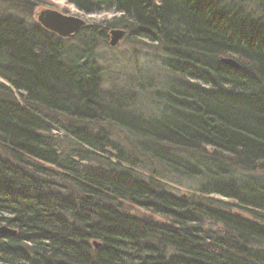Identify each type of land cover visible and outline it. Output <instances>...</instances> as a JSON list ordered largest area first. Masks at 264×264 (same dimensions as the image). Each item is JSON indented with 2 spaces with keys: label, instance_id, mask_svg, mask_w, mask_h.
<instances>
[{
  "label": "trees",
  "instance_id": "obj_1",
  "mask_svg": "<svg viewBox=\"0 0 264 264\" xmlns=\"http://www.w3.org/2000/svg\"><path fill=\"white\" fill-rule=\"evenodd\" d=\"M64 1L118 16L74 48L0 18V264H264V0ZM113 30L160 52L131 93Z\"/></svg>",
  "mask_w": 264,
  "mask_h": 264
},
{
  "label": "rangeland",
  "instance_id": "obj_2",
  "mask_svg": "<svg viewBox=\"0 0 264 264\" xmlns=\"http://www.w3.org/2000/svg\"><path fill=\"white\" fill-rule=\"evenodd\" d=\"M31 4L34 7L31 6ZM43 10L56 11L66 16L79 18L85 22V27L83 29L93 26H99L98 28H100V26H104L106 21L118 16L117 14L105 12L98 14H86L77 10L73 5L66 3L64 0H27V2L19 0H0V18L9 16L16 20L21 19L29 28L33 26H40L37 23L36 17L37 14ZM40 28L42 27L40 26ZM55 37L56 39L59 38L56 35ZM80 37H83V34H81ZM110 37L109 31L106 41L104 43L97 41L98 44L94 46L92 52V56L96 64V70L100 74L101 78V89L109 92H116L117 90H120L121 93H123V90H126L124 92L128 91V93H131V90H129L130 85L128 80L133 72L138 70L141 71V59H157L160 52L148 41H142V43L135 44L132 43L128 40L125 33L123 37L117 42V44L114 47H111L109 45ZM61 40L66 42L65 46L67 45V47H73L75 45L74 39H69L70 41L67 39ZM152 71V73L156 74V81L161 82L166 79L163 74L156 72L157 70ZM134 90L135 89L133 87L132 91ZM170 187L173 189L172 192L175 194H185L187 192L186 188H181L174 185H171ZM212 198L228 202L227 200L217 196H212ZM135 212V214L139 217H151L155 221L163 222L162 219L157 216H152L148 212L137 209Z\"/></svg>",
  "mask_w": 264,
  "mask_h": 264
},
{
  "label": "water",
  "instance_id": "obj_3",
  "mask_svg": "<svg viewBox=\"0 0 264 264\" xmlns=\"http://www.w3.org/2000/svg\"><path fill=\"white\" fill-rule=\"evenodd\" d=\"M37 23L46 31L55 34L61 39H72L77 32L85 27V22L79 18L70 17L51 10H43L37 14ZM124 31L113 30L110 32L109 45L114 47L123 37ZM221 63L238 70L239 65L230 58L221 59ZM0 234L14 235L15 231L6 227L0 228ZM97 248L98 243H93Z\"/></svg>",
  "mask_w": 264,
  "mask_h": 264
},
{
  "label": "bare ground",
  "instance_id": "obj_4",
  "mask_svg": "<svg viewBox=\"0 0 264 264\" xmlns=\"http://www.w3.org/2000/svg\"><path fill=\"white\" fill-rule=\"evenodd\" d=\"M1 227H6V226H0V228H1ZM6 228H7V227H6ZM94 243H96V242H94Z\"/></svg>",
  "mask_w": 264,
  "mask_h": 264
}]
</instances>
